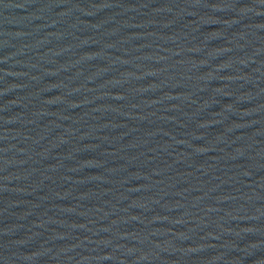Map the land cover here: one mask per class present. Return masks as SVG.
Returning <instances> with one entry per match:
<instances>
[{
    "label": "water",
    "instance_id": "obj_1",
    "mask_svg": "<svg viewBox=\"0 0 264 264\" xmlns=\"http://www.w3.org/2000/svg\"><path fill=\"white\" fill-rule=\"evenodd\" d=\"M0 264H264V0H0Z\"/></svg>",
    "mask_w": 264,
    "mask_h": 264
}]
</instances>
